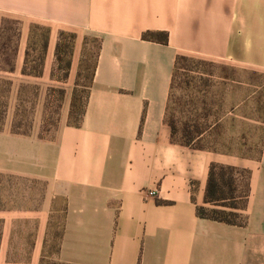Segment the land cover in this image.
<instances>
[{
  "label": "crops",
  "instance_id": "crops-1",
  "mask_svg": "<svg viewBox=\"0 0 264 264\" xmlns=\"http://www.w3.org/2000/svg\"><path fill=\"white\" fill-rule=\"evenodd\" d=\"M4 20L18 25L12 45ZM33 26L48 33L37 62ZM145 31L167 32L168 44L143 40ZM63 33L75 38L58 77ZM90 37L98 52L76 127L69 111ZM178 56L264 70V0H0V79L10 97L0 127V264H40L60 212L64 264H264V146L252 159L172 141L166 108ZM30 86L37 118L19 132ZM52 89L64 103L44 134ZM212 163L249 172L243 227L196 214Z\"/></svg>",
  "mask_w": 264,
  "mask_h": 264
},
{
  "label": "rangeland",
  "instance_id": "rangeland-1",
  "mask_svg": "<svg viewBox=\"0 0 264 264\" xmlns=\"http://www.w3.org/2000/svg\"><path fill=\"white\" fill-rule=\"evenodd\" d=\"M3 23L9 41L7 43L12 45L17 37L18 25L11 20H4ZM46 34L44 29L33 33L29 60L37 62L41 58ZM70 35L68 33L60 35L57 52L58 77L65 75L68 70L67 64L70 61L73 44ZM36 44L39 49L36 48ZM98 45L99 41L94 37L86 40L74 89L75 104L72 108L70 106L68 124L74 125L82 112L87 88L90 87L94 74ZM27 67L29 72L38 70L37 64H29ZM8 85L4 79H0V127L4 125L10 103V97L7 96ZM33 90L34 88L30 86L29 94L20 98L23 102L20 103V109L16 114L15 126L19 132L30 131L37 118V98ZM63 103L64 96L61 90L52 89L46 92L42 130L44 134L53 131L58 124ZM245 116L246 119H243ZM166 118L176 124L179 131L178 139H181L184 131L196 136L195 133L200 132L201 128L206 130L211 126L202 138L191 142L193 147L239 158L258 159L264 146V70L184 56L179 61L178 70L174 75ZM235 177L242 191L244 176L238 173ZM23 185L21 187L29 186V189L31 187L30 183ZM244 202L245 200L238 201V204L242 205ZM242 214L245 217L243 212ZM62 217L63 213L60 212L54 221L49 223V237L45 241L40 264H64L57 260Z\"/></svg>",
  "mask_w": 264,
  "mask_h": 264
},
{
  "label": "trees",
  "instance_id": "trees-1",
  "mask_svg": "<svg viewBox=\"0 0 264 264\" xmlns=\"http://www.w3.org/2000/svg\"><path fill=\"white\" fill-rule=\"evenodd\" d=\"M33 30L39 31V30H43V28H40L38 26H33L32 31ZM47 35L48 33L45 35V38L43 41V45H42L43 49L46 48L47 39H48ZM70 37L73 40L72 42H74V38H75L74 35L71 34ZM141 38L145 41L157 42L162 45L168 44V33L165 31H145L142 33ZM182 58L183 56H178L176 58V61L174 64L172 82H173L176 70H178L179 61ZM69 62L67 64L68 67H69ZM94 70H95V65H94ZM171 87H172V84H171ZM88 89L89 87L87 88V91ZM74 92H73V96H74ZM73 96H72V101H71V108L75 104V97ZM86 99H87V92H86V98H85L82 112L80 113L79 118L76 120V123L72 126L77 127L80 125L82 116L84 113ZM70 118H71V112H70ZM243 119H246V116ZM167 122L170 127L171 138L174 143L184 146V147L191 148V149L210 151V150H206L205 148H201V147H193L191 145V142L196 140L199 137L202 138L205 135V133L208 132V129L211 126H208L206 130L201 128L200 132L195 133L197 135L200 134V136H197V135L193 136L192 134H189L187 131H184L183 136L180 137L181 139H178L177 137H178L179 131H178V128L176 127V124L171 120H167ZM263 132H264V129H263ZM210 152H213V151H210ZM243 158H249V157H243ZM238 173H241L244 176V185H243L244 188L242 191H241V186H239V183L235 177L236 174ZM248 178H249V172L247 170L238 169L232 166L220 165L217 163L210 164L206 188L204 192V206L196 207L197 216L200 219L215 221V222H219V223H223V224H227L231 226L243 227L246 222V217H244L242 214L245 208V202L244 204L240 205L238 204V201L245 200L248 194V188H247Z\"/></svg>",
  "mask_w": 264,
  "mask_h": 264
},
{
  "label": "built area",
  "instance_id": "built-area-1",
  "mask_svg": "<svg viewBox=\"0 0 264 264\" xmlns=\"http://www.w3.org/2000/svg\"><path fill=\"white\" fill-rule=\"evenodd\" d=\"M148 194L153 196L154 195V191H150Z\"/></svg>",
  "mask_w": 264,
  "mask_h": 264
}]
</instances>
